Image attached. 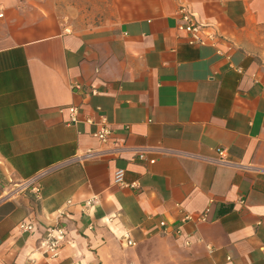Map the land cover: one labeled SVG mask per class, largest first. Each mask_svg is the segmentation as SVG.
<instances>
[{"label":"crops","instance_id":"crops-1","mask_svg":"<svg viewBox=\"0 0 264 264\" xmlns=\"http://www.w3.org/2000/svg\"><path fill=\"white\" fill-rule=\"evenodd\" d=\"M180 6L213 41H186ZM0 10V264H264V0ZM115 142L144 155L109 154ZM85 148L103 154L68 160ZM60 207L47 258L38 241Z\"/></svg>","mask_w":264,"mask_h":264},{"label":"built area","instance_id":"built-area-1","mask_svg":"<svg viewBox=\"0 0 264 264\" xmlns=\"http://www.w3.org/2000/svg\"><path fill=\"white\" fill-rule=\"evenodd\" d=\"M2 11L0 10V15ZM176 27L183 32L185 35L186 41L188 43H204L211 42L215 38V33L207 30L202 23H200L193 15L192 12L185 9L183 6L178 8V22L176 23ZM70 86H77L76 83H71ZM69 110V118L72 121L77 120V110L73 105L68 106ZM87 120V118H85ZM92 135L100 142H105L110 138V129L100 121L98 126L92 131ZM129 148L131 151L135 152L137 157L142 158L144 155V150L142 148H136L133 146H126L122 143L115 142L110 150L109 154L118 153L119 150H125ZM222 149H217L218 160L223 159ZM103 153L100 151H94L91 148H85L83 151L74 153V155L69 158V161H82L89 158H96L101 156ZM154 160L153 157L148 158L149 162ZM37 175L31 176L23 181L25 184H31L30 189L33 192H37V184L36 182ZM112 181L115 184H124L123 179V168L116 167L112 173ZM69 201V200H68ZM92 198L84 199L83 204L90 205ZM241 201V199H239ZM63 215H66L64 207H60L56 209V212L53 216V222L48 224L44 232L42 233L37 247L43 254V256L47 258H54L57 256L59 248H60V238L63 235V226L58 222L59 218ZM184 218L188 217V215H184ZM202 218V216H200ZM159 224L163 225V220H159ZM18 227L22 230H31L33 224L31 222L21 221L18 223ZM177 231V228L175 229ZM126 242L132 243L131 239H127ZM67 264H75L73 260H69Z\"/></svg>","mask_w":264,"mask_h":264}]
</instances>
